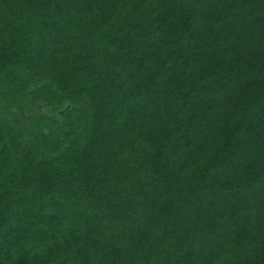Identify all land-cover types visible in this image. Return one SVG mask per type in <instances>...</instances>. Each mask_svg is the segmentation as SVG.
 <instances>
[{"label": "trees", "instance_id": "1", "mask_svg": "<svg viewBox=\"0 0 264 264\" xmlns=\"http://www.w3.org/2000/svg\"><path fill=\"white\" fill-rule=\"evenodd\" d=\"M0 264H264V0H0Z\"/></svg>", "mask_w": 264, "mask_h": 264}]
</instances>
